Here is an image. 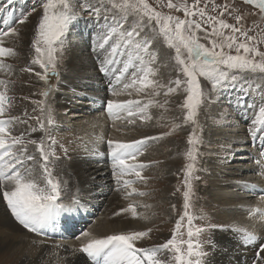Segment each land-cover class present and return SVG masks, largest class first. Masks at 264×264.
Listing matches in <instances>:
<instances>
[{
  "label": "rangeland",
  "instance_id": "1",
  "mask_svg": "<svg viewBox=\"0 0 264 264\" xmlns=\"http://www.w3.org/2000/svg\"><path fill=\"white\" fill-rule=\"evenodd\" d=\"M42 2H46V0H14V3L9 6L6 0H0V7L7 8L6 12H0V31L7 30L9 27L18 29V35L5 39V46L14 48L16 55L0 58L6 64L12 65L11 74H8L6 70H0V79H7L13 82L9 85L8 96L14 98L10 100V103L15 106L11 109L10 114L22 116L25 110L28 114L25 117L28 119V124L15 123L12 126L13 134L19 135L23 132L26 138L35 139L38 142L43 138L45 144L50 142L48 139L50 135L51 140L55 141L52 150L55 152V157L59 159L51 158L48 167L53 172V178L59 182L60 201L66 200L72 194H78L71 187V185L75 186L77 180L73 177V171H69V164L73 162L88 166L89 162L94 164L102 163L104 160L99 159L97 156L108 154L106 142L110 138L109 135H111L112 139L130 142L145 137H161L162 134L169 133L168 135H163L162 138L149 140L142 146L140 154L136 157L137 163L147 165L140 170L142 178H138L134 174L125 175L119 182L116 181L112 190L108 192L104 181L101 182L100 180L99 183L101 184H98L99 177L92 173L93 171H90V175L94 179L91 178L92 188L90 187V192L95 190L96 194H81V192L79 194L85 198L89 197L86 200L93 206L94 210H88L86 220L80 221L84 227L77 226L78 229H76V226H71V224H80L78 221L66 224L65 229H60L58 224L54 230L61 236V241L65 243L71 241L76 246L78 244L76 242L81 237L85 238L82 235L83 232H90L95 237H101L100 233L110 231L107 228L111 227L114 228L111 230L113 232L111 234L151 229L147 237L136 242L138 247L158 245L171 238L176 220L184 211L182 195L184 191L183 167L189 162L185 155L189 147L187 136L195 133L200 138L201 143L195 145V151H197L198 156L194 176L198 177V179L193 180L194 194L191 198L192 207L190 212L194 217L193 228L201 227L205 230L199 237H194V240L198 239L203 244L205 251L209 253L207 256L209 264H216L211 256L213 240L217 239L224 228H230L228 222L234 221L233 213L239 215L243 211V208L241 210L238 207L239 205L237 206L238 208L235 205H219L218 195L220 194V188L227 187L231 202L238 197H244L245 195L240 193L244 189L249 192L248 195L250 197H246V200L250 202L256 199L260 201V197L264 195V186L258 181L251 182L248 178L244 179L246 175L255 177L257 171H255L254 166L259 168V176H263L261 175L260 166L255 163L259 157L257 154L254 156V153L258 150L260 140L258 138L253 140L248 135V131L259 110L260 100L264 97V75L250 71L233 72L232 75L236 77L235 83L229 78L228 81L222 82L215 91H210L211 81L201 78L208 98L198 109L197 123H185L183 117L186 114V110L182 109L181 105L186 93L182 90L165 95L166 87H164L158 89L159 94L153 95V89L151 88L138 93L136 88L140 87V85L137 84L122 91L123 86L115 84L114 77L110 71L107 73L99 71L100 65L95 50L97 37L102 32H106L109 25L115 26L116 24V21L111 18V13H107L109 18L107 22L105 21L104 16L106 13L102 7L99 20L94 15L90 18L91 14L88 11H84L79 15V18L74 19L69 24V30L64 37L63 50L62 52L58 51L56 54L59 58L57 65L58 75L52 76L49 74L46 83L35 75L36 72L43 74V70L40 69L39 65L31 64V60L36 56L31 44L35 38V29L39 17L42 15ZM147 2L157 11L179 16L181 19L185 18L183 11L170 10L166 6H161L166 5L167 0H147ZM185 2L191 6L195 3V0H173V3L176 4ZM205 2H207L208 11L212 15L219 14V10L217 12L211 11L213 4L235 5L246 13L244 24L248 29H251L249 35H256L259 40L261 33L264 32V21L260 19L258 9L251 5H244L243 0H201L199 6L204 7ZM99 4L100 0H79L77 7ZM33 8L36 9L35 12L31 11ZM30 12L31 15H29L27 22L21 25L18 18L21 17L22 13L28 14ZM223 18L229 23H235L233 17L227 14ZM3 19L7 20V23L4 24ZM118 19L119 16H117ZM254 21L255 24L253 23ZM127 26L131 27V18H129ZM199 35L201 37L200 42L210 46L209 42L203 38V33H199ZM256 46L260 51L264 52V42H260ZM153 50L157 53V63L153 65L157 70V75L151 78L167 85L168 81L175 79L177 75V72L171 67L174 63L171 60V57L174 56V49H169L163 38L160 37L154 43ZM76 53L79 54L72 59ZM232 54H235V52L233 51ZM117 59H126V57L118 56ZM256 59H259V57H256ZM71 63H74L72 70L67 67ZM133 63L137 62L133 61ZM165 64L168 66L165 67ZM122 66V64H116L109 66V68ZM26 67H31L32 71H22ZM134 70V68H130L129 72L126 73L128 77L125 80L126 83L130 82L131 73ZM5 71L8 76L3 75ZM66 73L71 75V81H68L69 86L73 89L77 87V93L73 95H71L72 91L66 90L68 89V86H66L68 82H62L63 92L59 90L61 84L59 81L62 75L66 76ZM79 79H81V82H78ZM110 81L112 82L110 86L122 91L120 96L111 95L110 86H105ZM49 84L53 85L54 88L48 97H44L42 92ZM57 92L62 93L60 97L64 96L61 98L62 102L60 104L56 102L55 95ZM85 96L87 97V102ZM24 97H29V99H24ZM108 99L117 101L139 100L142 105L152 101L145 113H143L144 116L151 117V119L142 120L141 114L128 117L124 113L120 119L112 117V123L109 120H103L105 115L109 116L105 108L100 110L98 107L89 112L88 104ZM41 101L44 102L43 106L45 109L51 107L53 110L54 123L50 126L46 124V112L43 114V119L45 120L44 131L40 129L37 120L30 119V117L42 116L40 105L34 103ZM134 111L136 110L134 109ZM5 118H7V114ZM130 119L133 121L132 123H129ZM118 122L121 125L125 124V126L114 127L119 125L117 124ZM97 124L104 125L108 131V135L104 140L99 136L86 135L87 131L94 134L98 133ZM226 124H230L231 127L222 126ZM176 125H179V127H176ZM29 126L36 130L31 131ZM258 134L257 137L260 135ZM29 149L38 157L34 146H29ZM90 150L92 151L90 152ZM246 157H249V159H246ZM110 165L112 166V164ZM248 166H251V168L246 169L245 167ZM97 171L103 174L106 173L105 168H100ZM111 171L113 172V168ZM233 171L235 173L238 172V179H226V177L232 178L228 172ZM126 179L133 181L131 187L124 186L123 181ZM95 181L97 182L96 184ZM246 184L247 186H245ZM133 188L136 189V192L132 191ZM140 192L146 194L139 195L138 193ZM113 194L115 195L114 200H111V195L113 196ZM96 198H98L97 202L94 201ZM2 204V206H7L4 199ZM130 204L134 206L137 216L134 218L131 212H121L119 215L126 218L123 222L125 223V228L127 227L122 229L119 226L122 223L117 221L118 219L114 221L112 217L120 209L127 208ZM173 205H175L174 209ZM252 206H247L246 211L251 209ZM226 214H228L226 221H222L219 216ZM12 219L15 218L12 217ZM54 224L55 222H53ZM131 224L140 227V229H131ZM183 224L184 227L180 231L184 233V238H186V218ZM230 231L233 232L232 230ZM68 232L69 234L67 235ZM33 235L34 233H32ZM39 236L41 239H49L50 243L58 241L57 237H51L48 232H43ZM260 242H264V240L262 239ZM260 242L253 244L256 250ZM26 247L28 246L26 245ZM240 252L247 256L254 253V250L247 249L240 250ZM223 263V260L217 262V264ZM246 264H253V257Z\"/></svg>",
  "mask_w": 264,
  "mask_h": 264
},
{
  "label": "snow or ice",
  "instance_id": "2",
  "mask_svg": "<svg viewBox=\"0 0 264 264\" xmlns=\"http://www.w3.org/2000/svg\"><path fill=\"white\" fill-rule=\"evenodd\" d=\"M78 2L79 0L42 2V15L39 17L35 38L31 44L36 56L31 60V64L39 65L43 70V74L36 72L35 75L46 83L49 74L58 75L59 58L56 54L63 50L64 37L69 30V24L79 18L84 11L91 14L90 18L94 15L99 20L102 7L106 13L105 21L107 22L109 18L107 13H111V18L116 21V24L109 25L108 30L97 37L95 50L100 65L99 71L107 73L109 66L122 64V67L111 68L115 84L122 85V91L137 84L140 85L136 88L138 93L149 88L153 89V95L159 94L158 89L164 87H166L165 95L182 90L186 93L181 105L182 109L186 110L183 117L185 123H197L198 109L208 98L201 78L211 81L210 91H215L229 78L235 83L236 77L232 75L233 72L250 71L264 75V52L256 46L264 42V32L261 33L259 40L256 35H249L251 29L244 24L246 13L235 5L213 4L211 11L219 10L218 15L209 13L207 2L204 7H200L201 0H195L191 6L186 2L176 4L173 0H167L166 5H161L170 10L183 11L185 18L181 19L179 16L157 11L149 5L147 0H106V2L100 0L99 5L77 7ZM6 3L10 6L14 0H6ZM243 4L257 8L260 19L264 21V0H243ZM6 11L7 8L0 7V12ZM31 11L35 12L36 9L33 8ZM225 14L233 17L235 23L227 22L223 18ZM29 15L31 12L22 13L18 18L19 23L25 24ZM117 16H119L118 20ZM129 18H131V27L127 26ZM253 23L255 24V21ZM199 33H203V38L209 42L210 46L200 42ZM15 35H18L16 28L9 27L7 30L0 31V58L16 55L14 48L5 46V39ZM160 37L169 49H174V56L171 57L174 63L171 67L177 75L175 79H170L167 85L151 78L157 75V70L153 67L157 63V53L153 50V46ZM233 51L235 54H232ZM118 56L126 57V59H117ZM167 66L165 64V67ZM130 68L135 70L131 73L130 82L126 83L125 80L128 79L126 73ZM0 70H6L8 74H11L12 65L0 59ZM22 71L31 72L32 69L26 67ZM12 83L10 80L0 79V186L3 188V199L15 220L29 233L41 234L56 217L78 211L80 205L75 198L68 202H60L59 182L53 178V172L48 167L50 159L55 157V152L52 150L55 141L51 140L50 135L48 137L50 142L45 144L43 138L38 142L35 139L26 138L23 132L19 135L13 134L12 126L15 123L28 124V119L25 118L28 114L26 110L22 116L10 114L15 106L10 103V100L14 98L8 96L9 85ZM53 88V85H47L42 95L48 97ZM122 91L110 86L112 96H120ZM34 103L40 105L42 116L30 117V119L37 120L40 129L44 131L43 114L46 112V124L50 126L54 123L53 110L51 107L45 109L43 101ZM151 103L152 101H149L142 105L139 100L108 99L105 102V109L110 117L116 119H120L124 113L128 117L141 114L142 120L151 119L143 115ZM6 114L7 118H5ZM132 122L130 119L129 123ZM222 126L231 127L230 124ZM29 127L31 131L36 130ZM257 133L260 134L259 137ZM168 134L164 133L162 136ZM248 135L253 140L257 138L260 140L259 158L255 163L260 166L261 175H264V97L260 100L259 110L252 121ZM162 136L145 137L130 142L107 140L108 156L117 182L125 175L134 174L142 178L140 170L147 165L137 163L136 157L140 154L142 146L149 140L162 138ZM199 143L201 140L195 133L187 136L189 147L185 155L189 162L183 167L184 211L176 220L171 238L158 245L138 247L136 242L147 237L151 229L120 232L104 237H95L90 232H83L82 235L86 240L81 243L78 251L86 254L93 264H209L207 260L209 253L205 251L198 239L194 240V237H199L205 229L193 228L194 217L190 212L191 198L194 194L193 180L198 179L194 176L198 156L195 145ZM29 146H34L38 157L30 151ZM123 184L125 187H131L133 181L126 179ZM132 191L136 192V189L133 188ZM259 203L264 204V195L260 197ZM172 207L174 209L175 205ZM121 212H131L134 218L137 216L131 204L127 208L120 209L116 215ZM251 212L264 215L259 207L252 208ZM185 218L187 219L186 238L180 231L184 227ZM232 231L242 234L247 244H255L259 240L255 232L248 231L244 227L234 224ZM253 264H264V242L258 244Z\"/></svg>",
  "mask_w": 264,
  "mask_h": 264
},
{
  "label": "bare ground",
  "instance_id": "3",
  "mask_svg": "<svg viewBox=\"0 0 264 264\" xmlns=\"http://www.w3.org/2000/svg\"><path fill=\"white\" fill-rule=\"evenodd\" d=\"M3 20H4V24H5V19H3ZM26 35H28V34H26ZM77 54H79V53L74 54L72 59H74ZM73 64L74 63H71V65L67 66V67H69V69L72 70ZM109 71L111 72V68H109ZM3 75L8 76L6 71L3 73ZM70 79H71L70 73H66L65 77H64V75H62V78L59 81V83H61L60 87H59V90L61 92H63V90H64L62 82H68ZM69 82L66 83V86H68V89H66V90L72 91L71 95H73V94L77 93V87L73 89L71 86H69ZM78 82H81V79H79ZM110 82L107 83L105 86H107V87L110 86ZM111 84H112V82H111ZM61 95H62V93L60 94L58 92L55 95L57 104H60L62 102L61 98L64 96L60 97ZM86 102H87V97H86ZM105 102L106 101L98 100V102H96V103L88 104L89 112H90V110L96 109L98 107L100 108V110L105 108ZM92 119L94 120V118H92ZM103 120L104 121L109 120L110 122L113 123V118L110 116L107 117L105 115V119H103ZM101 123H103V122H101ZM117 124H119V125L118 126L113 125V126L114 127H124L125 126V124L121 125L119 122ZM97 128H98L97 129L98 133L94 134L90 131L89 132L87 131L86 135L87 136H95V137L99 136L102 140H104L108 135V131L106 130V127L102 124L101 125L97 124ZM109 137H110L109 139H112L111 135H109ZM89 139H90V137H89ZM98 140H99V138H98ZM242 141H244V140L242 139ZM83 144H85V143H83ZM91 151L92 150H90V152ZM99 151H103V150H99ZM256 154L258 155V150H257V152L254 153V156H256ZM75 157H77V156H75ZM97 157L101 160H104V161L100 164H94V163L89 162L88 166L87 165L82 166L81 164L73 163V162H71V164H69L68 169H69V171H73V173H74L73 177H74V179L77 180V182L75 181L76 182L75 186L71 185V187L73 189H75V191L78 192V194H74V195L72 194V196L70 195V197H67L66 200H62L60 202H62V203L68 202L69 200L75 198L76 200L79 201V205H80L79 210H78L79 212L75 211L71 214L58 216L45 227L43 232H48L51 237H53V238L57 237V239H58V241H52V243H50L48 241L49 239H47V240L41 239L39 234L34 233V235L32 236V233H29L15 219H12L13 216L11 214L10 209L6 205H5L6 208H5V206H2L3 205L2 204L3 188H2V186H0V264H17V263H19V264H93V262H91V260L87 258L86 254L80 253L78 251L81 243L85 242V240H86L85 238L81 237V239H79L76 242L78 244L76 246H74L71 241L66 242V243L62 242L61 236L54 229L58 226V224H59L60 229H65L66 224H71L72 222H76V221L80 222L81 220L84 221L88 217L87 211L90 209L94 210L93 206H91L88 203V201L86 200L87 197L85 198L83 195H81L82 193H90L92 195L96 194L95 190L94 191L92 190L90 192V187L92 184V181H91L92 176L90 175V171H93L92 173L96 174L99 177L98 184H101V183H99L100 180H101V182L104 181V185L107 188V191L109 192V190H112V187L116 183L117 179L113 175V172L111 171L112 170V166L110 165V164H112L111 159L108 156V154L97 156ZM246 159H249V157H246ZM74 162H76V161H74ZM252 166H253V164H252ZM100 168H105L106 173L103 174L102 172H98L97 170ZM245 168L246 169L251 168V166H248ZM254 169H255V171H257L255 177L246 175V176H244V179L248 178V180L251 182L252 181H255V182L258 181L262 186H264V175L261 176L262 177L261 178L259 176V168L254 166ZM228 174L232 178L226 177V179H230V180L238 179V172L235 173L233 171V172H228ZM101 176H104V177L101 178ZM96 183L97 182L95 181V184ZM262 186H260V187H262ZM79 192H81V194H79ZM240 193L244 194L245 196L236 198L238 200L233 199L232 200L233 203H232L229 200V191H227V187H221L220 188V194L218 195L219 205L228 204V205H235L236 207L239 205L238 207H240L241 210L243 208V211H241L242 213L239 215H236L233 213L234 221L228 222V224L230 225V228H224V230L219 233L217 239L214 238L215 240H213V250H212L211 256H212V260L214 262H216V264H217V262H219V260H223V262H224L223 264H242V263L246 264V262L251 261L252 257H254V255H255L256 247H253V244L245 243L241 234H238L234 231L233 232L230 231V230H232V227L234 224L239 226V227H244L248 231L255 232V234H257L260 238V240H258L257 242H260L262 239L264 240V215H262L261 213H252L251 212V209L256 208V207H259L261 209V211L264 212V204H260L257 199L253 200L252 202L247 201L246 197L249 196L248 195L249 192H247L245 189L243 191H241ZM255 194H256V192H255ZM114 196H115L114 194H113V196L111 195V200H114ZM97 200H98V198H96V200H94V201L97 202ZM235 200H236V202H235ZM250 205H253L252 208L247 209V211H246V207L247 206L250 207ZM81 215H83V216H81ZM227 215L228 214L220 215L219 218L222 221H226ZM112 219H114V221H115V219L116 220L118 219L117 221H120V223H122L121 225H119L120 228H122V229L125 228V223L123 222V220H126V218L121 217L120 215H116V213H115L114 216L112 217ZM72 220H74V221H72ZM53 222H55V224H56V225L54 224L55 226L53 225ZM126 222H128V221H126ZM71 226H76V229H78V227L79 226L82 227L83 224H82V222H80V224H78V225L71 224ZM142 227H143V224H142ZM130 228L131 229H140V227H136L135 225H132V224H131ZM107 229H110V231H106L105 233H100L98 230L97 231L100 233L101 237H104L106 235H110L111 233H113V232H111V230H113L114 228L111 227V228H107ZM68 234H69V232L67 233V235ZM74 244H75V242H74ZM26 245L28 247H26ZM50 245L52 248L50 247ZM247 249L254 250V253H251L247 256H244L240 252V250H247Z\"/></svg>",
  "mask_w": 264,
  "mask_h": 264
}]
</instances>
